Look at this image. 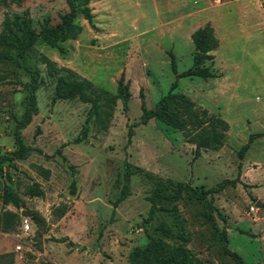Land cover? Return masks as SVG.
I'll return each instance as SVG.
<instances>
[{"label": "rangeland", "instance_id": "1", "mask_svg": "<svg viewBox=\"0 0 264 264\" xmlns=\"http://www.w3.org/2000/svg\"><path fill=\"white\" fill-rule=\"evenodd\" d=\"M89 8L92 24L78 16L82 32L63 44L66 55L39 44L22 61L39 72L38 113L21 131L32 152L1 169L0 264H128L131 249L143 248L149 237L185 248L197 264H233L219 239L223 229L228 248L245 264H264V0H99ZM67 11L64 0H0V32L14 16L29 19L37 32L52 28ZM206 23L219 47L204 66L217 78H177L193 63L191 34ZM43 56L91 81L98 106L77 98L53 101L56 77L47 74ZM121 77L128 85L127 114L117 97ZM175 82L176 91L228 123L220 150L192 160L194 147L182 134L155 121L135 128L127 144V126L141 115L140 94L152 109ZM28 87L22 68L0 61V155L15 151L14 118L23 112ZM89 112L87 135L76 142ZM261 133L241 161L240 181L213 196L224 223L208 199L187 192L175 202L162 197L180 182L207 190L234 180L240 148ZM125 162L128 194L115 206ZM8 191L20 199L18 207L4 202ZM151 198L156 211L148 221ZM6 213L17 217L11 225ZM24 216L32 231L16 252Z\"/></svg>", "mask_w": 264, "mask_h": 264}, {"label": "trees", "instance_id": "2", "mask_svg": "<svg viewBox=\"0 0 264 264\" xmlns=\"http://www.w3.org/2000/svg\"><path fill=\"white\" fill-rule=\"evenodd\" d=\"M67 4L68 11L60 16V22L52 28H43L40 31L32 30L29 26V19L14 16L11 19H5L2 31L0 32V61H10L17 67L22 68L29 76V87L22 99L23 112L20 117H15V126L13 130V141L15 151L10 155H0V176L4 164L11 163L15 159H25L32 152L26 148L22 140L21 131L31 123L33 116L37 115L38 109L36 105V91L39 88L40 76L38 70L24 66L22 61L26 58V52L33 46L44 44L48 48L56 50L60 55L64 56L67 49L63 46L66 41L75 40L82 32L81 26L76 23L78 16H81L89 24H92L93 16L89 4L99 0H64ZM191 40L194 44L193 63L192 66L181 74L176 73L174 57L170 54L171 65L177 78H194L198 77L203 80L217 78V75L204 66L205 61H212L214 56L211 54L219 47V40L216 38L214 29L209 23L197 28L191 34ZM12 52V53H10ZM43 64L46 65L47 74L56 77L55 93L53 101L67 100L77 98L82 103L91 104V108H96L100 101V93L94 87L93 83L88 79L82 78L76 72L69 68H58L56 64L49 58L43 56ZM177 84L173 83L169 91L158 99L152 109H147L143 95L140 94L141 115L137 120L128 124L127 144H130L134 136V129L139 126H146L150 121L161 124L164 128L180 132L184 141L193 148L192 160L198 159L203 152L218 151L225 143L226 135L229 130L228 123L218 114L210 113L207 109L197 105L193 100L183 93L176 91ZM117 97L121 100L123 111H128V85L123 84L122 77L117 84ZM91 113L89 112L84 122L80 136L76 138V142L82 141L88 132L89 120ZM261 134L250 135L248 142L242 146L238 152L240 162L238 164V176L234 180L222 181L217 187L201 190L192 187L189 182H180L176 185L172 194H162V197L171 202H175L182 197L184 192L189 193L193 198L203 201L208 199L209 207L217 212L218 217L224 223L225 219L212 206L213 196L221 192L228 186H235L238 183L241 161L250 144L257 136ZM130 165L125 162L123 174V188L119 197L114 202L116 206L123 201L128 194L130 184ZM1 184V181H0ZM74 182L71 190L74 192ZM35 193L33 192V195ZM5 203H11L18 207L20 199L8 191L4 198ZM156 211L154 199L151 198V206L147 220L153 218ZM10 217V225L16 220V216L6 213ZM30 219L29 216H24ZM23 218V217H22ZM31 220V219H30ZM21 218L19 219L20 226ZM32 221V220H31ZM38 221V219H37ZM33 223V222H32ZM8 227V226H7ZM19 230V227H18ZM166 238H171L168 229H163ZM183 239V237H180ZM219 239L222 248L232 261L233 264H245L242 257L228 248V239L225 229L222 230ZM187 241V240H185ZM150 259H152L150 261ZM128 264H197L195 258L185 248L181 246L173 247L165 244L155 238L149 237L148 243L143 247H134L129 252L127 258Z\"/></svg>", "mask_w": 264, "mask_h": 264}, {"label": "built area", "instance_id": "3", "mask_svg": "<svg viewBox=\"0 0 264 264\" xmlns=\"http://www.w3.org/2000/svg\"><path fill=\"white\" fill-rule=\"evenodd\" d=\"M31 231H32L31 220L27 217L21 218L19 230H18L17 234L15 235V239L18 242L15 246L16 252L21 251L22 246L20 245V243H21V241H23V239H25L29 236Z\"/></svg>", "mask_w": 264, "mask_h": 264}, {"label": "crops", "instance_id": "4", "mask_svg": "<svg viewBox=\"0 0 264 264\" xmlns=\"http://www.w3.org/2000/svg\"><path fill=\"white\" fill-rule=\"evenodd\" d=\"M214 52V51H213ZM213 52L211 54H213Z\"/></svg>", "mask_w": 264, "mask_h": 264}]
</instances>
